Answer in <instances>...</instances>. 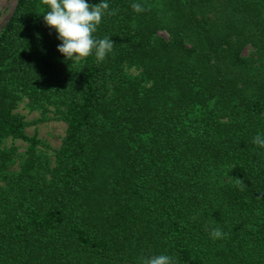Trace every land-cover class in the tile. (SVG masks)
Listing matches in <instances>:
<instances>
[{
    "label": "trees",
    "instance_id": "obj_1",
    "mask_svg": "<svg viewBox=\"0 0 264 264\" xmlns=\"http://www.w3.org/2000/svg\"><path fill=\"white\" fill-rule=\"evenodd\" d=\"M108 3L101 62L63 59L44 0L0 33V264H264V0ZM23 98L67 125L54 166Z\"/></svg>",
    "mask_w": 264,
    "mask_h": 264
},
{
    "label": "clouds",
    "instance_id": "obj_2",
    "mask_svg": "<svg viewBox=\"0 0 264 264\" xmlns=\"http://www.w3.org/2000/svg\"><path fill=\"white\" fill-rule=\"evenodd\" d=\"M47 11L44 12L45 25L56 33L57 51L71 66L84 58L94 55L97 62L103 61L113 51L114 43L109 36L98 38L95 33L105 14L111 15L108 0H100L90 5L88 0H44ZM136 13L145 9L139 2L131 4ZM252 143L264 148V134L257 132ZM213 240L226 237L218 226L208 229ZM141 264H176L175 257L166 253L141 258Z\"/></svg>",
    "mask_w": 264,
    "mask_h": 264
},
{
    "label": "rangeland",
    "instance_id": "obj_3",
    "mask_svg": "<svg viewBox=\"0 0 264 264\" xmlns=\"http://www.w3.org/2000/svg\"><path fill=\"white\" fill-rule=\"evenodd\" d=\"M16 3L17 0H0V33L13 13ZM15 112L19 113L27 123L25 134L29 137H37L48 146V148L40 147V150L49 156L51 165L54 166L55 153L60 148L67 130V125L61 119L58 110L50 106L43 110H31L28 107V99L23 98ZM3 148L16 150L9 169L13 172L19 171L26 159L28 142L10 137L4 141Z\"/></svg>",
    "mask_w": 264,
    "mask_h": 264
}]
</instances>
